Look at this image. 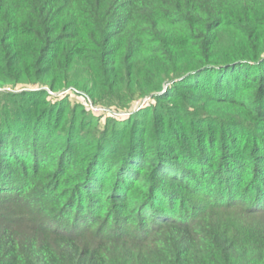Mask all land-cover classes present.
Masks as SVG:
<instances>
[{"label":"trees","instance_id":"1","mask_svg":"<svg viewBox=\"0 0 264 264\" xmlns=\"http://www.w3.org/2000/svg\"><path fill=\"white\" fill-rule=\"evenodd\" d=\"M32 86L0 264H264V0H0V88Z\"/></svg>","mask_w":264,"mask_h":264},{"label":"built area","instance_id":"2","mask_svg":"<svg viewBox=\"0 0 264 264\" xmlns=\"http://www.w3.org/2000/svg\"><path fill=\"white\" fill-rule=\"evenodd\" d=\"M69 91H72V92H74V93L77 92V90H74V89H68V90L64 91V93L69 92ZM48 92H49L50 94H53V92L50 91V90H48ZM141 104H143V102H138V101H137L134 107H135V108H138L139 106H141ZM87 105H88V107L90 108V110H91L92 112H94L95 114H108V113H113L114 115H116V116L119 117L120 119H121L122 117H124L126 114H128V112H124V111H114V110H112V109H110V108H108V107H104V106H96V105H94L89 99H88V101H87Z\"/></svg>","mask_w":264,"mask_h":264},{"label":"rangeland","instance_id":"3","mask_svg":"<svg viewBox=\"0 0 264 264\" xmlns=\"http://www.w3.org/2000/svg\"><path fill=\"white\" fill-rule=\"evenodd\" d=\"M39 86H32V87H25V88H21V89H11L10 87H4V88H0V91H3V92H15V91H22V90H27V89H31V88H33V89H35V88H38ZM47 91H48V89H47ZM49 93V92H48ZM50 94V93H49ZM51 96H62V95H65V93L64 92H53V94H50ZM81 98H79V97H77V96H72V97H70L69 98V101L70 102H74L75 104L76 103H78V102H81ZM100 115H104V114H100Z\"/></svg>","mask_w":264,"mask_h":264}]
</instances>
